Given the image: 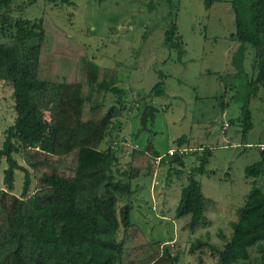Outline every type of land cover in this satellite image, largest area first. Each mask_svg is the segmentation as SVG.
I'll use <instances>...</instances> for the list:
<instances>
[{"label":"trees","instance_id":"1","mask_svg":"<svg viewBox=\"0 0 264 264\" xmlns=\"http://www.w3.org/2000/svg\"><path fill=\"white\" fill-rule=\"evenodd\" d=\"M154 1L173 3L151 0L150 11ZM227 2L235 25L229 39L238 43L231 63L239 73L245 52L252 53L253 74L235 119L244 137L253 129L250 99L260 95L264 102V0ZM11 3L0 0V82L12 89L15 113L0 148V166L6 164L0 189V264H183L171 253V245L149 239L130 221L131 205L124 202L133 194L129 182L143 173L154 176L161 156L150 144L142 150L129 149L124 141L116 146L120 131L116 121L126 109L125 91L117 86L119 72L97 65L85 45L45 11L35 20L12 19L7 13ZM210 3L205 1L206 8ZM168 16L164 44L181 54L182 39L171 12ZM51 89L57 92L50 109L53 121L49 130H42L29 120L35 121L36 112L49 103ZM164 94L162 81L150 91L151 96ZM31 134L45 136L48 146L37 148ZM176 144L178 148L188 144L186 136ZM262 145L261 160L245 168L252 186L244 204L235 209L232 232L222 248H212L216 264H264ZM198 148L203 153L187 173L175 209L176 218L189 217L190 232L211 224L204 215L208 201L197 179L205 173L210 150ZM188 152L171 157L170 163L180 164ZM16 172L22 174L19 195L13 193Z\"/></svg>","mask_w":264,"mask_h":264},{"label":"rangeland","instance_id":"2","mask_svg":"<svg viewBox=\"0 0 264 264\" xmlns=\"http://www.w3.org/2000/svg\"><path fill=\"white\" fill-rule=\"evenodd\" d=\"M150 1L73 0V5H54L45 0H12L7 13L12 19L29 20L44 11L49 13L69 36L85 45L97 65L119 72L117 86L125 91L126 109L116 121L120 126L116 146L124 141L129 149L142 150L150 144L162 158L154 176L143 173L129 182L133 194L124 197V202L131 205L130 221L149 239L172 244L171 253L177 254L181 263L216 264L212 248L223 247L232 232L235 209L244 204L252 186L245 168L262 158L258 145H264V102L260 95L249 102L253 129L243 137L235 122L253 74L252 53L245 52L243 72L239 73L231 63L238 43L229 39L235 25L228 0H211L209 8L206 0H173L171 5L154 1L153 11L149 10ZM170 12L182 39L181 54L164 44ZM161 81L165 94L151 96L150 91ZM11 95L10 85L0 82V148L4 131L15 119ZM56 95L51 89L48 105L37 111L35 121L29 120V124L49 130ZM147 104L157 112L142 130L139 117ZM232 120L234 123L223 129ZM182 136L188 140L183 147L191 152L180 164H171L168 151L178 148L176 140ZM30 138L39 149L48 146L45 136L41 139L31 134ZM199 146L210 150L205 173L197 179L208 201L204 215L211 224L190 232L189 217L176 218L175 209L186 175L203 153ZM5 167L3 161L0 187ZM21 185L22 174L17 172L14 194H20ZM200 242L206 245L198 247Z\"/></svg>","mask_w":264,"mask_h":264},{"label":"water","instance_id":"3","mask_svg":"<svg viewBox=\"0 0 264 264\" xmlns=\"http://www.w3.org/2000/svg\"><path fill=\"white\" fill-rule=\"evenodd\" d=\"M155 112H157V109L151 104H147L143 107L139 117L140 126L142 130L146 129V124L149 120H154Z\"/></svg>","mask_w":264,"mask_h":264},{"label":"built area","instance_id":"4","mask_svg":"<svg viewBox=\"0 0 264 264\" xmlns=\"http://www.w3.org/2000/svg\"><path fill=\"white\" fill-rule=\"evenodd\" d=\"M264 149V145H262L260 147V150H263ZM188 152L187 148L185 147H181V148H176V149H172V150H169L168 151V155L170 157H173V156H176L177 154L179 156H182V155H185L186 153ZM161 160V158H157L156 161L159 162Z\"/></svg>","mask_w":264,"mask_h":264},{"label":"crops","instance_id":"5","mask_svg":"<svg viewBox=\"0 0 264 264\" xmlns=\"http://www.w3.org/2000/svg\"><path fill=\"white\" fill-rule=\"evenodd\" d=\"M226 124H227V123H225V124L223 125V129H224V127L226 126ZM160 162H161V160H160ZM16 173H17V172H16ZM16 173H15V174H16ZM1 188H3V186H2V187H0V189H1ZM30 189H31V190L29 191V194H31V193H32V186H31V188H30ZM14 190H15V181H14ZM14 190H13V192H14ZM166 244H170V243H169V242H167ZM170 245L172 246V244H170Z\"/></svg>","mask_w":264,"mask_h":264}]
</instances>
